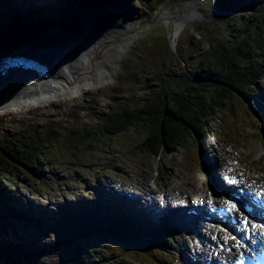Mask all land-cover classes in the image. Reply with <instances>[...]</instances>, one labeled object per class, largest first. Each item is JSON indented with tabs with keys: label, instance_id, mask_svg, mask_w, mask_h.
<instances>
[{
	"label": "rangeland",
	"instance_id": "1",
	"mask_svg": "<svg viewBox=\"0 0 264 264\" xmlns=\"http://www.w3.org/2000/svg\"><path fill=\"white\" fill-rule=\"evenodd\" d=\"M237 1L235 0L234 3ZM126 2L127 0H121V3ZM99 3L106 12L92 21L86 32L78 31L75 27L69 29L68 26L60 24L59 26L64 28L68 36L43 40L38 34L22 35L15 26L11 25L10 37L4 38L3 41H1L0 32L1 55L6 51L11 54L15 50L8 48H14L17 45L24 46L18 52L31 51L38 54L48 52L59 55L72 47L90 43L91 40L102 35L116 34L118 37L115 50L111 54V63L107 67L108 72L104 77L98 78L95 83L89 82L78 90L73 89L43 97L25 107L0 111V141H11L17 135L28 134V131L34 127L41 132L46 126L55 128L71 122L76 124L91 122L96 115L110 111L115 106L132 107V102L147 100L151 97V90L146 91L141 88L145 84V86H148L147 84L154 86L150 81L151 75L148 74L159 71L161 67L155 65L151 56L157 58L155 60L158 62L162 60L163 67L183 72L186 68L194 67L195 62H191L190 58L196 51H206L220 36L225 37L227 31L224 23L226 19L222 18L224 12L218 9L217 0H142L141 5H137V9L128 14L120 13L116 7H110L107 0H99ZM244 3V9L236 8L225 14L230 17L246 16L249 12L247 8L249 4ZM44 17V14L39 13L40 19ZM121 17L126 22L122 27H126L127 30L122 29L120 33H116L119 28H122L119 27ZM1 21H4V16ZM177 24H180L181 28L176 40L172 41L171 37ZM178 51L185 55V63L167 60L168 55H177ZM128 58L134 60L131 61L133 68L125 71L123 64ZM108 61L106 60V63ZM133 70L139 75V79L133 78ZM257 82L258 88L264 93V79H259ZM152 89L153 92H157L156 88ZM247 99L246 95L232 96L233 108H230L233 111H229L230 104L223 103L224 106L214 112L204 132L188 134L189 147L184 151L175 149L165 151L161 157L145 156L136 149V141L142 133L141 128H130L112 140L106 139L100 154L96 156L82 154L84 158L82 160L72 161V163L67 161L64 166L51 169V174L47 173L43 184L33 177L20 174L15 187L9 191L12 192L14 189L16 192L13 196H17V200L23 199L26 205L28 203L25 198L30 200L34 209H38V215L44 218L48 216L49 224L55 223L60 227L75 223L73 216L69 213L68 204L75 205L77 201L83 203L99 201L101 196H98V193H105L108 186L118 192L126 190L134 193L132 199H139L145 176L146 184L151 191H154L152 193L155 196L164 195L167 192H182L185 195L188 189L191 191L193 188L188 196L189 199L194 198V192L201 193L205 197L207 195L205 188L208 186L206 174L200 164L199 152L208 149L210 153L215 143L219 148V155L227 163L237 161L235 168L241 173L243 171V176H249L257 188L258 185L264 188V122L259 117L264 115V107L261 110L253 107V110L246 112L244 107L248 104ZM60 156L66 160L75 158L68 153L60 154ZM86 156H88L87 159ZM172 172L175 177H180L182 183L175 177H170ZM194 175L199 179L193 180ZM188 179L193 180L192 183L187 184ZM7 180L11 182L10 179ZM97 180H102L104 183L102 185L104 191L103 189L99 191L100 188L97 189V187L95 190L90 189L97 185ZM15 205L21 206L18 203ZM5 214L8 215L7 221L0 214V264H12L11 260L6 259L2 253L9 243L20 244L25 238L32 241L34 246L52 243L48 232L42 231L44 224L33 225L14 217L9 219V213L5 211ZM60 214L64 215L62 219H58ZM159 231L161 233L166 230L160 228ZM180 236H182L181 241L178 238L175 239L177 236L174 233L169 238H163L162 242L154 243L153 248L156 251L154 260L145 263H164L161 260V248L167 243L174 244L176 247L174 251L176 262L185 263L182 260L185 256L194 258L192 250L198 244L197 238L191 230ZM91 244L96 252L126 249L124 264H140L134 261L136 254L132 251V246L106 239L103 235L97 236ZM13 262L23 264L21 260L14 259Z\"/></svg>",
	"mask_w": 264,
	"mask_h": 264
},
{
	"label": "trees",
	"instance_id": "2",
	"mask_svg": "<svg viewBox=\"0 0 264 264\" xmlns=\"http://www.w3.org/2000/svg\"><path fill=\"white\" fill-rule=\"evenodd\" d=\"M141 1L127 0L121 3V0H107L110 7L118 8L123 14L136 10ZM234 1L217 0L218 9L224 12L222 18L226 19L225 37L220 36L219 41L210 44L206 51H196L190 58L191 62H195L194 67L186 68L183 72L165 68L162 60L158 62L155 60L157 58L151 56L155 65L161 67L159 71L148 74L154 86L145 84L141 88L151 90L149 99L132 102V107L115 106L110 111L96 115L91 122H71L55 128L46 126L41 132L34 127L28 134L17 135L11 141H0L1 217L8 220L6 211L9 219L26 220L17 214L19 208L13 205L19 204L17 196H13L16 191H9L15 187L20 174L33 177L43 184L47 173L51 174V169L64 166L67 161L72 163L82 160V154H100L106 139L112 140L130 128L142 130L136 141V149L141 154L161 157L168 150H186L189 147L188 134L204 132L214 112L225 103L230 104L229 111H233L230 108L233 105L232 96H248L251 107L247 104L244 107L246 112L253 107L260 110L262 106L257 105L252 96L260 92L257 81L264 79V0ZM243 3L249 4L246 6L249 8L246 16L227 15L236 8L244 9ZM99 4V0H56L57 9L48 7L44 19H40L36 11L21 17L23 20H18V16L13 14V24L22 35L38 34L43 40L58 39L67 35L60 24L86 32L89 24L106 12ZM8 8L6 5L0 7V24ZM167 57V60L177 63L186 61L180 51L177 55L170 54ZM131 61L134 60L128 58L124 62L125 71L132 70ZM133 73L134 79L140 78L135 70ZM153 87L157 92L152 91ZM63 153L74 155L75 158L66 160L60 156ZM63 217L60 214L58 219ZM73 218L75 223L66 227L54 224L42 226V231L48 232L52 243L33 248L32 241L25 238L20 244L9 243L7 249L2 250L3 255L12 264H15L14 259L21 260L23 264H124L126 249L96 252L92 248V240L103 235L106 239L132 246L136 254L134 261L146 264V261L150 262L155 257L152 240L168 238L167 235L151 233L149 240H145L135 237L117 224L112 225L107 219L95 223L82 216ZM25 222L40 225L32 219Z\"/></svg>",
	"mask_w": 264,
	"mask_h": 264
},
{
	"label": "bare ground",
	"instance_id": "3",
	"mask_svg": "<svg viewBox=\"0 0 264 264\" xmlns=\"http://www.w3.org/2000/svg\"><path fill=\"white\" fill-rule=\"evenodd\" d=\"M40 0H0L2 6L5 7L8 6L9 10L5 11L4 15V22L1 23L0 32H1V41H3L4 38L10 37V26H14L13 22L11 21L12 14L19 9H22L27 6L29 3H34L32 6L37 7ZM163 13V12H162ZM182 18L184 17L183 14L181 15ZM180 16V17H181ZM178 18V17H177ZM119 21V27L124 26L126 23L122 17ZM187 22V21H186ZM4 26V27H2ZM181 28L180 24H177L175 26V29L172 34V41H175L178 34L179 29ZM127 30L126 27L119 28V30L116 33H120L121 30ZM171 36V35H170ZM118 39L115 35L108 34V35H102L98 38L91 40L90 43H85L79 47H72L70 50H66L65 52L60 53L59 55H55L53 53L48 52H42L40 54L33 53L31 51L27 52H18L19 50L23 49L24 46H14V48H8L15 50L12 54H16L17 56H21V58H25L28 60V64H25L24 70L19 73V78L16 80L17 84L20 85H27L32 86V89L35 91H39V95H33L32 93L22 96L20 92L18 95L12 99V102L10 105L12 107H8L10 109H17L21 107L28 106V104H32L30 100L37 98H42L44 96H49L53 94H58L60 92H67L68 90H78L82 88L84 84L95 83V81L98 78H102L106 75L107 67L111 63V54L114 52L115 42ZM27 47V44H25ZM30 48V47H28ZM25 49V48H24ZM74 49V50H73ZM17 51V52H16ZM118 51V50H117ZM8 51L4 52L5 56H10V54L7 53ZM73 52V53H72ZM72 54L71 56H69ZM4 56V55H3ZM106 60H109L108 63H106ZM30 62H35L36 66L30 65ZM27 65V66H26ZM65 69V70H64ZM15 72V70H13ZM46 79L47 81H44ZM20 80L23 82L20 83ZM26 81V82H24ZM49 83V84H48ZM253 95V94H252ZM30 101V102H28ZM3 107V106H0ZM262 112V111H261ZM263 113V112H262ZM262 122H264V115H259ZM207 152V151H206ZM204 152L203 156L205 157V161L207 165L209 166H215L216 160H210L207 153ZM219 165L217 167L218 171L221 172L222 165L218 157ZM215 169V171L217 170ZM170 177H175L174 172L170 174ZM191 177V175H190ZM177 180H180V177H175ZM193 180L199 179L196 175L192 176ZM192 180V181H193ZM244 180L247 183H251V178L247 175H244ZM147 177L145 176L143 184L141 185V197L139 199H132L129 197H126V195L123 192H118L114 190L112 187L110 188L108 186V189L105 193L100 192L98 193L99 201L92 202V203H83L80 201L75 202V205L73 203H70L67 205L69 213L72 216L84 217L88 220H97L102 219V214H115L117 221L121 222V225L123 227H126L131 230L132 234L138 235L139 234V227L143 228V225H146V230H151L152 226L150 224V219L147 218L144 211H142L143 206L137 208V205L139 202L143 201L144 199H147V197L151 196V189L146 184ZM173 181V180H171ZM190 179L186 181L187 184L192 183ZM182 183V182H181ZM96 186H92L90 189L95 190V187L99 189V191H104V183L102 180L96 181ZM172 186V184H169ZM253 185V183H251ZM193 188L191 189V191ZM189 189L186 192L185 195H183L182 192L178 193H170L167 192L164 196V199L167 200L165 202L166 206L169 207L173 202L176 201V199L188 197L192 192ZM205 191L209 194L210 191L205 188ZM154 202V204L158 205L159 199L156 197L151 198ZM175 199V200H174ZM27 202V201H26ZM28 203V202H27ZM48 208V207H47ZM112 208L114 211L110 212L109 209ZM38 209H34V207L31 205V202L28 203V205L25 204V201L22 200L21 206L19 207L17 214L19 216L25 215L29 219L35 220L39 224H48L47 226H50L55 223L49 224L48 220L50 219L48 216L45 218L38 215ZM122 214L125 216L133 217V221L125 220L122 217ZM114 219H109V221H112L114 223ZM46 221V222H45ZM43 222V223H40ZM115 224V223H114ZM117 224V222H116ZM206 228L202 229V232H204ZM209 232H212V230L208 229ZM180 231H177V234H180ZM153 234H158V232H155ZM175 239H179L181 241L182 236L176 235ZM164 245V244H163ZM174 244H165L161 248V260L164 261L162 264H201V261L203 262V257L205 260H209L213 258V261L215 260L214 256L212 254H208L206 251H201V253L197 250V248L193 249L194 253L197 255V258H188L185 257L182 258V260L185 263H178L174 260V251L175 248ZM37 246H34L33 248H36ZM190 250V249H189ZM211 248H209V251ZM202 254V255H201ZM211 262V260L209 261Z\"/></svg>",
	"mask_w": 264,
	"mask_h": 264
},
{
	"label": "water",
	"instance_id": "4",
	"mask_svg": "<svg viewBox=\"0 0 264 264\" xmlns=\"http://www.w3.org/2000/svg\"><path fill=\"white\" fill-rule=\"evenodd\" d=\"M25 64H28V60H26L25 58H21V56H17L16 54H10V56L0 54V106H3L0 107V111L9 109L8 107L10 106L12 107L10 103L12 102V99L16 96V94L18 95L19 92L23 97L28 95L29 93H32L35 96L37 95L38 97L40 92L33 90L32 86L20 85L16 83V80L20 75L19 73H21L25 68ZM30 65L36 66L35 62H30ZM13 70H15V72H13ZM44 81L47 80L44 79ZM22 82L23 81L20 80V83ZM37 97L33 100H30L31 103L36 102L39 99H43V97Z\"/></svg>",
	"mask_w": 264,
	"mask_h": 264
},
{
	"label": "snow or ice",
	"instance_id": "5",
	"mask_svg": "<svg viewBox=\"0 0 264 264\" xmlns=\"http://www.w3.org/2000/svg\"><path fill=\"white\" fill-rule=\"evenodd\" d=\"M231 207H232V208H235V207H236V205H235V204H233V205H231ZM245 222H247V221H245ZM252 227H253V228H256V227H257V225L253 224V225H252ZM233 239H236V238H235V237H233Z\"/></svg>",
	"mask_w": 264,
	"mask_h": 264
}]
</instances>
